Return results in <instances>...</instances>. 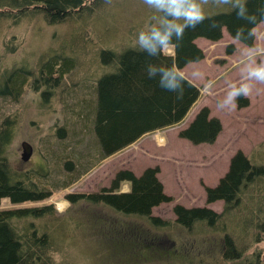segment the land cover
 Instances as JSON below:
<instances>
[{
    "label": "rangeland",
    "instance_id": "rangeland-1",
    "mask_svg": "<svg viewBox=\"0 0 264 264\" xmlns=\"http://www.w3.org/2000/svg\"><path fill=\"white\" fill-rule=\"evenodd\" d=\"M136 1L127 0V4L124 1L109 2L96 12L75 15L54 24L48 23L45 16L37 11H30L16 21L0 13V82L12 69L23 67L32 71L30 86L23 90L17 101L0 96V127L7 118L10 125H14L7 155L13 169L21 175L28 170L47 171L46 182L51 181L53 185L49 189L50 197L43 201L12 204L4 198L0 209L14 205L50 209L42 217L23 218L16 224L22 234H46L50 241L49 252L56 264H246V258L254 255H260L264 262L262 241L252 244L238 262L226 263L221 243L223 232L213 229L203 232L197 226L194 229L183 228L177 224L173 211L175 205L180 204L187 208L208 207L217 213L222 212L223 201L207 203L206 187L217 185L225 176L231 157L237 151H243L253 161L264 163V82L249 75L251 69L264 64V22L253 29V46L233 38L225 28L222 38L217 41L202 37L196 39L195 44L202 50L203 58L187 64L181 74L200 88L201 97L183 122L146 134L136 143L93 166L94 160L88 162V165H83L86 171L68 183L64 182L70 179L67 171L62 177L63 169L48 168L46 164L47 157L50 158L47 149L52 148L54 130L65 121L68 126L72 118L77 119L78 114L69 115L77 102L72 95L65 96L66 90L79 88L84 90L82 95L86 96L87 90L88 95L93 96L97 79L110 70L101 63L100 52L124 51L137 44L139 33L148 31L149 24H160L166 20L162 16H151ZM196 2L203 7L204 14L226 11L235 3L234 0L228 4L213 3V0L207 4L203 0ZM164 52L171 54L173 49L169 46ZM55 55L72 57L76 66L65 75L56 91L52 90L53 95L45 99L42 93L49 87L39 84V73L48 59ZM36 80L40 89L33 86ZM245 84L251 88L247 96L248 105L238 107L236 104L232 108L229 93ZM204 106L210 109L211 117L222 123V131L216 141L194 144L181 138L182 129L189 126ZM24 141L34 148L31 159L26 163L21 158V143ZM42 153L46 154L45 161ZM43 167L48 170L42 171ZM152 168L158 169L157 177L164 192L172 197L170 202L152 209L153 217L168 222L164 229L106 206L86 201L74 204L67 198L70 194L99 193L112 187L120 171L129 170L139 177ZM130 187L128 182H123L120 191L128 192ZM143 221L150 229L144 228ZM126 226L139 227L138 231L148 234L154 241L161 240L167 244L164 245L163 258L151 256L143 250L145 257L134 253V258L128 261L127 251L115 243V236L111 234L114 232L116 237L133 244L123 233ZM229 226L240 235L235 222L231 221Z\"/></svg>",
    "mask_w": 264,
    "mask_h": 264
},
{
    "label": "trees",
    "instance_id": "trees-1",
    "mask_svg": "<svg viewBox=\"0 0 264 264\" xmlns=\"http://www.w3.org/2000/svg\"><path fill=\"white\" fill-rule=\"evenodd\" d=\"M118 1L127 4V0H0V13L16 21L30 11H37L45 16L48 23L54 24L65 22L75 15L96 12L101 5ZM136 2L151 16H162L168 20L166 12L157 11L147 0ZM243 3L246 15L255 16L254 22L237 17L239 6L206 13V18L198 22L195 28L191 25L184 28L182 40L173 32L169 45L173 49L171 54L165 53L163 49L159 55L151 56L139 47L138 42L119 53L102 50L99 59L110 70L97 79L94 95H88L86 90L84 96V90L79 88H68L65 92V96L72 95V99L77 102L69 115H78L77 119L72 118L71 125L67 126L65 121V124L54 130L52 148L50 146L47 149L50 156L47 157L48 168L63 169L62 177L67 171L70 179L64 182L68 183L86 171L83 165H88V162L94 160L93 166L101 159L112 157L136 143L146 134L183 122L201 97L200 88L179 72L187 64L203 58L202 50L195 44L196 39L202 37L217 41L222 38L225 28L233 38L253 46V29L264 22V0H243ZM153 28L164 31L166 25L163 21L160 24H149L148 31L144 32L150 33ZM75 66L72 57L51 56L40 69V83L36 80L33 86L40 89L39 84L44 83L46 88L49 87V90L42 93L46 99L50 94L53 95L52 90L56 91L65 75L73 71ZM161 67L178 73L176 87L172 91L160 87ZM151 69H156V72L149 76ZM31 75L32 71L23 67L8 71L0 82V96L17 101L23 90L30 86ZM235 101L238 107L249 103L243 95L236 97ZM8 120L5 119L0 127V203L4 198L12 204L43 201L50 197L49 189L53 187L51 181L46 182L49 174L45 170L48 168H41L44 173L28 170L22 175L13 169L7 147L14 135V125L11 126ZM221 131V121L211 117L210 109L204 106L179 136L194 144L214 143ZM42 156L45 161L46 154L42 153ZM157 172L158 169H147L137 177L132 171H120L112 187L99 193L70 194L67 198L74 204L86 201L106 206L125 216L142 218L153 227L164 229L168 222L153 217L152 209L161 203L170 202L172 197L164 192ZM123 182L131 185L128 192L120 191ZM206 197L207 203L223 201V211L217 213L208 207L187 208L177 204L173 209L176 221L186 229L197 226L203 232L211 229L223 232L221 243L226 263L238 262L251 249L252 244L264 241V163L253 161L243 151H237L231 157L228 171L219 183L214 187H206ZM15 206L0 209V264H56L49 252L48 236L36 232L22 234L16 224V221L18 223L23 218L42 217L50 209ZM231 221L236 223L240 235L230 228ZM138 229L124 227L123 233L128 235L133 244L111 233L115 236V243L127 251L128 261L134 258V253H141L145 257L143 250H147L151 256L163 258L165 246L168 245L161 240L154 241ZM246 264L264 262L260 255H254L253 258H246Z\"/></svg>",
    "mask_w": 264,
    "mask_h": 264
},
{
    "label": "clouds",
    "instance_id": "clouds-1",
    "mask_svg": "<svg viewBox=\"0 0 264 264\" xmlns=\"http://www.w3.org/2000/svg\"><path fill=\"white\" fill-rule=\"evenodd\" d=\"M157 11L166 12L167 15L171 16V20H164L163 23L166 25V30L161 31L159 28H153L150 33L140 32L138 37V45L142 50L149 52L151 56H157L161 51L171 44V36L173 32L179 39H183L184 28L191 25L195 28L198 22L203 21L206 17L201 4L197 3L196 0H147ZM209 0H203L204 4H207ZM230 3V0H213V3ZM240 7V11L237 12V17H244L250 22L255 21V16L246 15V8L244 7L243 0H236L233 5ZM183 21V23H180ZM251 34V33H250ZM156 69H151L149 76L154 75ZM161 80L160 87L172 91L176 87L178 73L172 69L160 68ZM249 75L256 78L257 80L264 82V64H260L257 67L251 69ZM251 88L245 84L233 90L229 93V100L232 102V108L236 106L235 98L243 95L244 97L249 96Z\"/></svg>",
    "mask_w": 264,
    "mask_h": 264
},
{
    "label": "water",
    "instance_id": "water-1",
    "mask_svg": "<svg viewBox=\"0 0 264 264\" xmlns=\"http://www.w3.org/2000/svg\"><path fill=\"white\" fill-rule=\"evenodd\" d=\"M21 150H22V154H21L22 161L26 163L31 159L34 153V148L31 143L24 141L21 143Z\"/></svg>",
    "mask_w": 264,
    "mask_h": 264
},
{
    "label": "crops",
    "instance_id": "crops-1",
    "mask_svg": "<svg viewBox=\"0 0 264 264\" xmlns=\"http://www.w3.org/2000/svg\"><path fill=\"white\" fill-rule=\"evenodd\" d=\"M183 71V69H180L179 72L181 73Z\"/></svg>",
    "mask_w": 264,
    "mask_h": 264
},
{
    "label": "bare ground",
    "instance_id": "bare-ground-1",
    "mask_svg": "<svg viewBox=\"0 0 264 264\" xmlns=\"http://www.w3.org/2000/svg\"><path fill=\"white\" fill-rule=\"evenodd\" d=\"M234 203V202H233ZM242 209V208H241Z\"/></svg>",
    "mask_w": 264,
    "mask_h": 264
}]
</instances>
